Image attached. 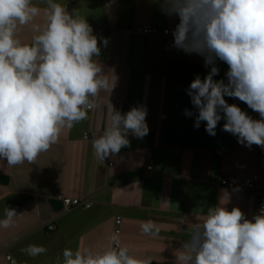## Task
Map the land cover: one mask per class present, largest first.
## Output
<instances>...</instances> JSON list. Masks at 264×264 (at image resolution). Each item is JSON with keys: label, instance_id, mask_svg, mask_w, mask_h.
<instances>
[{"label": "crops", "instance_id": "1", "mask_svg": "<svg viewBox=\"0 0 264 264\" xmlns=\"http://www.w3.org/2000/svg\"><path fill=\"white\" fill-rule=\"evenodd\" d=\"M57 2L69 12L77 10L92 26L101 48L98 61L114 87L111 92L102 90L88 118L65 128L58 142L33 163L9 166L0 160V219L5 207L18 214L12 226L0 227V264H54L65 248L102 252L111 244L117 217L122 220L120 244L130 255L151 257L152 264H179L176 250L209 208L238 207L248 219L258 214L261 196L244 191L241 183L260 175L264 193V148L246 147L234 135L227 152L164 141L171 88H188L197 75L203 79L210 71L202 56L172 47L171 32L178 20L165 15L158 0ZM33 3L41 8L34 22L43 25L47 5L44 0ZM145 25L159 33L138 34L136 30ZM164 30L170 31L168 36ZM35 34L29 24L18 29L17 38L31 43ZM215 63L219 73L214 79L227 83L228 65L218 59ZM141 105L147 109L148 134L143 139L129 134V147L107 161L97 159L92 141L110 126L112 108L126 113ZM237 105L253 119H261L239 99ZM87 133L95 137L85 140ZM227 177H237L239 187L223 188ZM61 198L88 199L93 205L55 212L50 201ZM148 220L160 229L158 236L142 233L141 223ZM50 224L53 231L48 230ZM30 244L48 251L30 257L23 251Z\"/></svg>", "mask_w": 264, "mask_h": 264}, {"label": "clouds", "instance_id": "2", "mask_svg": "<svg viewBox=\"0 0 264 264\" xmlns=\"http://www.w3.org/2000/svg\"><path fill=\"white\" fill-rule=\"evenodd\" d=\"M43 25L35 23L41 8L33 0H0V160L9 166L33 163L56 144L65 128L88 118L95 98L114 84L104 74L98 57L101 48L92 26L57 0H44ZM160 10L178 22L172 30V47L204 58L210 67L186 89L196 113L194 127L206 122L205 131L222 130L240 144L264 148V0H158ZM31 24V43L17 38L20 27ZM107 44V39H104ZM228 65L227 83L215 80L216 60ZM237 98L261 119H253L225 97ZM223 113V115H221ZM145 106L126 113L112 108L110 126L92 141L97 159L104 161L130 146L129 134L143 139L149 132ZM16 209L5 207L0 227L12 226ZM141 231L158 236L155 222L141 223ZM97 253L65 248L54 264H152L121 246L119 234ZM30 257L47 253L43 245H28ZM179 264H264V207L251 219L238 207L209 208L196 223L189 239L175 252Z\"/></svg>", "mask_w": 264, "mask_h": 264}, {"label": "water", "instance_id": "3", "mask_svg": "<svg viewBox=\"0 0 264 264\" xmlns=\"http://www.w3.org/2000/svg\"><path fill=\"white\" fill-rule=\"evenodd\" d=\"M185 87H172L169 96L167 121L164 132L166 144L227 152L231 149L233 135L222 130L225 121L221 119L216 128V135H209L205 131L206 122H201L199 128L194 127L195 116L185 115V109L196 113ZM229 104H236L237 98L225 97ZM223 115V113H221ZM8 178L3 177L2 182L8 183ZM50 205L55 212L64 209L61 199L51 200Z\"/></svg>", "mask_w": 264, "mask_h": 264}, {"label": "built area", "instance_id": "4", "mask_svg": "<svg viewBox=\"0 0 264 264\" xmlns=\"http://www.w3.org/2000/svg\"><path fill=\"white\" fill-rule=\"evenodd\" d=\"M136 32L140 35H146V36H151V35H156L159 33V30L156 28L150 26V25H145L143 27H140L136 30ZM170 33L169 30H164L163 34L168 36ZM95 137V134H90L87 133L84 136L85 140H91L92 138ZM104 161H107L106 159ZM110 166H113V163H110ZM152 166H150L148 169L152 170ZM260 175H254L252 178H248L243 180L242 184V189L244 191H249L252 194L259 195L261 196V204L262 207H264V193L261 191L262 188L260 186ZM240 180L237 177H227L222 180L221 186L223 188L227 189H237L239 187ZM64 208L65 209H74V208H83V209H91L92 208V202L91 200L85 199H72V198H61ZM122 223L121 217L116 218V229L114 233H118L121 235V228L120 225ZM55 229L53 224H50L48 226L49 231H53ZM8 260L11 261V257H8ZM11 264H16L14 262H11Z\"/></svg>", "mask_w": 264, "mask_h": 264}]
</instances>
